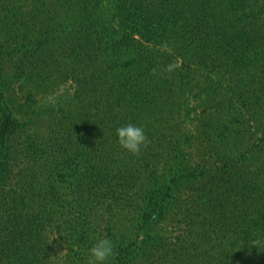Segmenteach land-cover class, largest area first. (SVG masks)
<instances>
[{
	"label": "trees",
	"instance_id": "trees-1",
	"mask_svg": "<svg viewBox=\"0 0 264 264\" xmlns=\"http://www.w3.org/2000/svg\"><path fill=\"white\" fill-rule=\"evenodd\" d=\"M100 236L108 264H264V0H0V264Z\"/></svg>",
	"mask_w": 264,
	"mask_h": 264
},
{
	"label": "clouds",
	"instance_id": "clouds-1",
	"mask_svg": "<svg viewBox=\"0 0 264 264\" xmlns=\"http://www.w3.org/2000/svg\"><path fill=\"white\" fill-rule=\"evenodd\" d=\"M117 144L129 154H139L148 143L147 135L142 125L125 123L115 128ZM115 245L107 237L100 236L94 240L87 250L86 264H108L114 255Z\"/></svg>",
	"mask_w": 264,
	"mask_h": 264
},
{
	"label": "rangeland",
	"instance_id": "rangeland-1",
	"mask_svg": "<svg viewBox=\"0 0 264 264\" xmlns=\"http://www.w3.org/2000/svg\"><path fill=\"white\" fill-rule=\"evenodd\" d=\"M200 117H199V115L198 116H194V118H193V121H194V125H192V124H190V123H192V122H189V121H187L186 123V127H192V128H197L198 127V125H199V123H200ZM196 143H198V142H196ZM204 144H205V142H203ZM202 151H201V153L200 154H195L194 155V160H200V159H202L203 158V149H201Z\"/></svg>",
	"mask_w": 264,
	"mask_h": 264
}]
</instances>
